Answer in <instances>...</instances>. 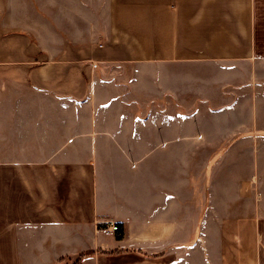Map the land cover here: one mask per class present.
<instances>
[{
    "label": "crops",
    "instance_id": "1",
    "mask_svg": "<svg viewBox=\"0 0 264 264\" xmlns=\"http://www.w3.org/2000/svg\"><path fill=\"white\" fill-rule=\"evenodd\" d=\"M215 129L244 130L251 167L264 0H0V264L96 255L115 224L102 256L264 264L251 170L210 174Z\"/></svg>",
    "mask_w": 264,
    "mask_h": 264
},
{
    "label": "rangeland",
    "instance_id": "2",
    "mask_svg": "<svg viewBox=\"0 0 264 264\" xmlns=\"http://www.w3.org/2000/svg\"><path fill=\"white\" fill-rule=\"evenodd\" d=\"M252 115H253V121L254 124L256 123L258 125V127H261L262 125V118H261V107H260V103H257L256 105L254 104L253 106V111H252ZM252 131L251 134V141L250 139H247V141L252 143V152H253V156H252V165L250 167V159L249 162L248 160H242V163H231L230 161V155L232 153H235L237 148L240 146V143H236L234 145L235 142H233L232 144H229L230 140H233V138L237 139V142H240V139H238L241 135V132H244V130H234V129H229V135H228V140L226 138H223L226 135V131L227 129H215L216 133L218 134L219 138H222L220 141V144L218 145V147L214 150V152L218 153L219 150L222 149L221 154L219 155V157L216 159L215 163L213 164L212 168L210 169V174L213 177V180L216 179L219 175H221L224 171V173L226 174L225 171L228 172V175L230 174V177L232 179L231 183L236 184L237 182H239L240 180H242V183L245 184V176L249 177L250 174V170L252 173V178L253 180L250 182L252 183V205L254 207V209L256 211H258V216L259 217V232H263L264 233V186L262 184V181L264 180V173H262L261 169H264V163H262V146H264V129H250ZM250 135V134H249ZM242 136H245V134L243 133ZM248 136V135H247ZM244 141V140H243ZM242 153H244V151H241ZM216 153V154H217ZM245 163L246 166H245ZM232 166V167H231ZM244 187V185L242 186ZM242 190L244 191V189L242 188ZM263 194V195H262ZM116 226V230L114 231H108L106 228L103 230H100L97 233V236L94 235V243L92 247H89V251H95L96 255L90 256V255H85L82 261V264H148L146 262H140L138 259V254H142L140 251L137 252L136 250L134 251H126L125 253L127 255L125 256H102L100 253H98V250L101 249L102 251H113L116 248H113L114 246H107V244H113L115 243V241H117V239H121L123 237V230L119 227L120 225L115 224ZM264 236V235H263ZM97 240V242L95 241ZM102 241H105V247H102V245H100V243ZM99 244H96L98 243ZM261 242V241H260ZM259 242V250L263 249V245H264V237H263V242L260 243ZM114 245V244H113ZM102 247V248H101ZM177 247H175L176 249ZM196 246H186L183 247V249L178 250V251H182V254L187 255L190 257V261L191 260H195L196 258ZM207 247H205L206 249ZM113 249V250H112ZM81 251L77 252L78 253ZM83 254V253H82ZM77 255L72 257V258H67V257H62L60 260L57 261H53V262H45L44 264H74L77 259ZM146 256V255H143ZM195 262V261H193ZM207 262V260H206ZM40 264V263H39Z\"/></svg>",
    "mask_w": 264,
    "mask_h": 264
},
{
    "label": "trees",
    "instance_id": "3",
    "mask_svg": "<svg viewBox=\"0 0 264 264\" xmlns=\"http://www.w3.org/2000/svg\"><path fill=\"white\" fill-rule=\"evenodd\" d=\"M91 254H92L91 252H86V253L80 254L79 258L77 259V261L74 264H81L83 257L85 255H91Z\"/></svg>",
    "mask_w": 264,
    "mask_h": 264
},
{
    "label": "built area",
    "instance_id": "4",
    "mask_svg": "<svg viewBox=\"0 0 264 264\" xmlns=\"http://www.w3.org/2000/svg\"><path fill=\"white\" fill-rule=\"evenodd\" d=\"M109 230H111V231L116 230V226H115V225H111V226L109 227Z\"/></svg>",
    "mask_w": 264,
    "mask_h": 264
}]
</instances>
